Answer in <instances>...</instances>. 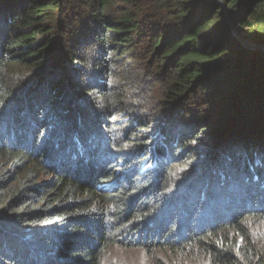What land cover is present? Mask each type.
<instances>
[{"label": "trees", "instance_id": "trees-1", "mask_svg": "<svg viewBox=\"0 0 264 264\" xmlns=\"http://www.w3.org/2000/svg\"><path fill=\"white\" fill-rule=\"evenodd\" d=\"M230 22L264 45V0H0V264H264V50Z\"/></svg>", "mask_w": 264, "mask_h": 264}, {"label": "rangeland", "instance_id": "rangeland-1", "mask_svg": "<svg viewBox=\"0 0 264 264\" xmlns=\"http://www.w3.org/2000/svg\"><path fill=\"white\" fill-rule=\"evenodd\" d=\"M235 29L238 31L237 26H235ZM235 38L238 39L237 37ZM241 38L255 43L251 39H245L243 37ZM238 41L242 44L239 39ZM111 249L112 253L110 257L116 258H109L110 262H106L105 264H198L200 261L199 257L192 256L185 258L184 256L180 257L178 255L171 254L169 251H153L152 253H149L143 249L124 248L121 246H114Z\"/></svg>", "mask_w": 264, "mask_h": 264}, {"label": "water", "instance_id": "water-1", "mask_svg": "<svg viewBox=\"0 0 264 264\" xmlns=\"http://www.w3.org/2000/svg\"><path fill=\"white\" fill-rule=\"evenodd\" d=\"M220 4H223V6L225 7V4L222 3V1H219ZM230 27H231V31L233 33V36L237 37L241 42H242V45L247 47V48H252V49H262L264 50V45H261V44H255L253 42H250L248 40H244L242 39L239 34H238V31L235 29V26H234V23L233 22H230Z\"/></svg>", "mask_w": 264, "mask_h": 264}]
</instances>
